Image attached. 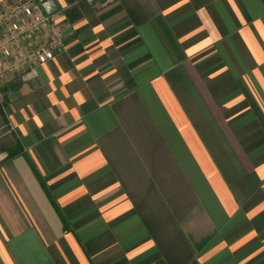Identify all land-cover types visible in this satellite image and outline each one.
Segmentation results:
<instances>
[{
  "label": "crops",
  "instance_id": "crops-1",
  "mask_svg": "<svg viewBox=\"0 0 264 264\" xmlns=\"http://www.w3.org/2000/svg\"><path fill=\"white\" fill-rule=\"evenodd\" d=\"M53 1L65 51L0 105V264H264V0Z\"/></svg>",
  "mask_w": 264,
  "mask_h": 264
},
{
  "label": "built area",
  "instance_id": "built-area-1",
  "mask_svg": "<svg viewBox=\"0 0 264 264\" xmlns=\"http://www.w3.org/2000/svg\"><path fill=\"white\" fill-rule=\"evenodd\" d=\"M42 0H12L0 5V105L7 95L5 86L28 83L38 76V68L65 51L61 26L47 14ZM8 129L7 132H10ZM1 139V134H0ZM10 155L0 149V166Z\"/></svg>",
  "mask_w": 264,
  "mask_h": 264
},
{
  "label": "water",
  "instance_id": "water-1",
  "mask_svg": "<svg viewBox=\"0 0 264 264\" xmlns=\"http://www.w3.org/2000/svg\"><path fill=\"white\" fill-rule=\"evenodd\" d=\"M43 7L49 15L53 14L58 9L53 0H49L48 2L44 3Z\"/></svg>",
  "mask_w": 264,
  "mask_h": 264
}]
</instances>
